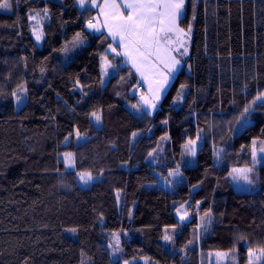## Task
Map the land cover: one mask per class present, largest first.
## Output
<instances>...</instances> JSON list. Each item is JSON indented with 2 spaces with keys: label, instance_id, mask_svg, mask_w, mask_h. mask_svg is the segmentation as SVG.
<instances>
[{
  "label": "trees",
  "instance_id": "1",
  "mask_svg": "<svg viewBox=\"0 0 264 264\" xmlns=\"http://www.w3.org/2000/svg\"><path fill=\"white\" fill-rule=\"evenodd\" d=\"M11 3L0 9V264H213L217 253L247 264L264 248V165L253 167V141L264 147V0H186L191 53L154 113L110 37L88 30L95 8ZM77 131L88 140L76 144ZM200 135L193 161L185 145ZM246 168L253 190L240 192L232 172ZM174 171L176 190L156 185ZM81 172L101 179L82 187ZM184 203L192 220L180 225ZM175 226L170 252L163 240Z\"/></svg>",
  "mask_w": 264,
  "mask_h": 264
},
{
  "label": "snow or ice",
  "instance_id": "2",
  "mask_svg": "<svg viewBox=\"0 0 264 264\" xmlns=\"http://www.w3.org/2000/svg\"><path fill=\"white\" fill-rule=\"evenodd\" d=\"M78 3L81 8H84L86 4L97 6L96 0H78ZM185 3L186 0H120V2L105 0L104 4L100 6V13L104 16L103 26L107 28L113 42L118 40L119 46L123 48V51L117 52V55L126 56L136 71L140 73L141 78L148 83L151 99L144 95L141 96V99L153 109L156 107L155 102L159 100L160 93L168 83L170 75L177 70L176 66L180 64V60L173 53L181 52L183 49L181 55H187L186 45L191 39L192 26L189 24L186 30L180 27ZM11 8V0L0 2V9L10 11ZM35 15L38 16L39 13ZM32 18L35 19V16ZM194 19L195 4L193 5ZM88 27L100 31V28L91 20L88 22ZM37 39H40L39 34H37ZM111 50L116 52V48ZM105 74H107L106 70ZM256 100L264 101V93L258 95ZM256 100L252 104H255ZM16 102L19 105L20 99L18 98ZM252 104L244 109L245 113L249 111ZM92 116L97 122L100 120V116L95 112L92 113ZM79 135L80 133L77 131L76 136L79 137ZM135 135L136 133H133V137ZM255 143L253 141V145ZM194 145L195 141H189L185 145L192 156L196 154ZM260 151L264 152V147H261ZM255 155V147H253L254 161ZM65 158L69 162V167L75 166L71 153H65ZM233 171L241 172L242 179L249 185L253 184V179L248 175L253 172V168L234 169ZM79 178L84 184H88L92 180V175L89 172H81ZM205 216H210V212L205 213ZM71 231L75 232L76 230L72 229ZM164 239L170 241L171 237L165 235ZM260 252L261 255H264V248L260 249ZM226 255L228 254L217 253V256L221 257ZM252 255L253 253H249V256ZM256 259L259 260L260 257H256Z\"/></svg>",
  "mask_w": 264,
  "mask_h": 264
},
{
  "label": "rangeland",
  "instance_id": "3",
  "mask_svg": "<svg viewBox=\"0 0 264 264\" xmlns=\"http://www.w3.org/2000/svg\"><path fill=\"white\" fill-rule=\"evenodd\" d=\"M105 0H96V5L97 6H102L104 4ZM117 2H120V0H117ZM77 5L80 7L79 3H77ZM86 6H91L90 4H86ZM97 6H94L97 8ZM93 7V6H91ZM93 7V8H94ZM185 8V6H184ZM82 9V8H81ZM183 12H184V9H183ZM99 14L100 11H98V14L96 16V18L94 20L93 23L96 24L99 28H100V32H103L102 28H101V24L103 25V22L100 24L99 23ZM125 14H127V12L125 11ZM102 15V14H101ZM35 16V19L31 18V21L33 22V35L35 37V40L38 44H41L42 43V40H43V32H42V28L40 26V18H38V16L36 15H33ZM32 16V17H33ZM103 16V15H102ZM104 17V16H103ZM89 31H95L94 29L92 28H89L87 27ZM104 28V26H103ZM98 32V31H97ZM106 33H108L107 29H106ZM37 34L40 35V39H37ZM111 37V36H110ZM112 38V37H111ZM173 39H175V37H173ZM116 42V41H115ZM113 43V47L116 48V52H122L123 51V48H121L117 43ZM175 46V45H174ZM188 51H187V55H181V53L183 52V49H181V52H174L173 55L176 56L177 59L180 60V64L176 66L177 70L172 73L170 75V77H176L177 74L182 70V68L184 67V64H185V61L188 59V57L190 56V53H191V47H192V32H191V39L188 41L187 45H186ZM124 61H125V64L127 66H131L130 64V61L128 60V58L126 56H123V55H120ZM110 65L108 62H105L104 65H103V83L106 84L108 81H109V78L111 76V73H112V66H108ZM132 72L135 74V76L137 77V80H138V85H139V89H138V93H139V101H140V104H141V108L149 113H154L160 106V103L161 101L159 102L156 101V107L153 109V108H150L148 105H146L144 103V101L141 99V96L144 95L146 97H148L149 99H151V93H149L148 91V88L143 84L145 83L146 81H143V79L141 78L140 76V73H138L136 71V69L134 70L133 68L129 67ZM105 70L107 72V74H105ZM173 78V80H174ZM171 84L168 86H164L163 90L161 91V93L163 92H166V93H163L161 94L160 93V97L163 96V98L165 97V95L167 94V91L169 90ZM162 98V99H163ZM27 101V97H26V94H24V97L22 100H20V103L19 105L17 104V108H21L22 105ZM139 136V133H136L135 137H133V141H132V144L134 145L135 142H136V139L137 137ZM86 140H88L87 137H84V136H81L79 135V137H75V141H76V144H81L83 142H85ZM202 142H203V137L202 135L199 136V139L195 140V145H194V148H195V156L193 161H195L196 159V155L202 145ZM255 145H253V147H255V161H254V158H253V167H256V166H259V165H264V152H261L260 151V148L263 147V146H260L258 141L255 140ZM66 153H71V152H66ZM72 154V160L74 161V157H73V153ZM63 160H64V163H65V166H66V169L68 171H74L75 170V166L74 167H69V162L66 160L65 158V153L63 154ZM149 162L152 163V159H148ZM74 164H75V161H74ZM191 165H194V163H192ZM237 170H242V169H237ZM182 172H177V171H174L173 173L170 174V177L169 179L167 178H163V177H160L159 175V180H158V183L156 184L157 186L161 187L162 189H166V190H169V191H173V190H176V186H175V181H177L178 184H181L182 182H180L178 179L179 177L181 176ZM250 174L251 173H248L249 177H250ZM242 173L237 171V172H232V182L233 184L235 185L236 189L240 192H250L252 191L253 189H251L250 185L247 184L244 179H242ZM101 177L100 176H93L92 175V180L88 183V184H84L80 178H79V175H78V181H79V184L82 186V187H88L90 186L93 182L95 181H98L100 180ZM188 204L184 203L182 205H180L179 207H177L175 209V217L176 219L178 220L179 224L182 225V224H186L188 222H190L192 220V214L189 212L188 208H187ZM183 217V218H182ZM179 230H180V227L179 226H175V227H172V228H167L166 231H165V235H168L171 237V240L170 241H166L165 239L163 240L164 242V247L167 251H170V252H174L175 250V238L177 236V234L179 233ZM112 247V254L115 255L117 258H119L122 254V249H121V246H120V242H118L117 240L115 241V243H113L111 245ZM250 253H253L252 256H249V261L247 264H264V255H261V252H260V249L258 250H254V251H251ZM228 254V253H227ZM256 257H260L259 260L256 259ZM230 260V257L229 255H226V256H217V254H214L213 255V264H227L228 261ZM134 264V263H133ZM229 264V263H228Z\"/></svg>",
  "mask_w": 264,
  "mask_h": 264
},
{
  "label": "crops",
  "instance_id": "4",
  "mask_svg": "<svg viewBox=\"0 0 264 264\" xmlns=\"http://www.w3.org/2000/svg\"><path fill=\"white\" fill-rule=\"evenodd\" d=\"M100 6H101V5H100ZM100 6H97V8L93 6V7L97 10V14H98V11H100ZM98 17H99V23L101 24V23L103 22V20H104V17H103L101 14H99ZM94 21H96V20H94ZM94 21H93V22H94ZM101 28H102L103 32L106 33V29H107V28H106V27L103 28V25H102V24H101ZM106 34H107V33H106ZM107 35L110 37L109 34H107ZM110 39L112 40L111 37H110ZM112 42H113V40H112ZM113 43H114V42H113ZM115 43H117V44L119 45V41H118V40H117ZM130 64H131V62H130ZM129 67H131V68H133V69L135 70V68L132 66V64H131V66H129ZM173 78H174V77H170V78H169V81H168V83L166 84V86L169 87V85L172 84V82L174 81ZM174 79H175V78H174ZM143 81H145V80H143ZM143 84H144L147 88L149 87L147 82H145V83H143ZM163 93H166V92H163ZM163 93H161V94H163ZM162 98H163V96L159 98V102L162 101Z\"/></svg>",
  "mask_w": 264,
  "mask_h": 264
}]
</instances>
